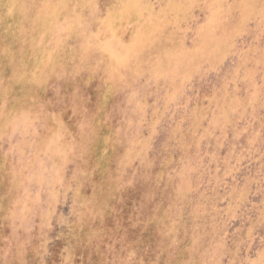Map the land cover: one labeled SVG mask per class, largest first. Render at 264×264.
Returning <instances> with one entry per match:
<instances>
[{
  "label": "rangeland",
  "instance_id": "obj_1",
  "mask_svg": "<svg viewBox=\"0 0 264 264\" xmlns=\"http://www.w3.org/2000/svg\"><path fill=\"white\" fill-rule=\"evenodd\" d=\"M0 264H264V0H0Z\"/></svg>",
  "mask_w": 264,
  "mask_h": 264
}]
</instances>
